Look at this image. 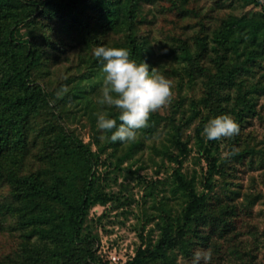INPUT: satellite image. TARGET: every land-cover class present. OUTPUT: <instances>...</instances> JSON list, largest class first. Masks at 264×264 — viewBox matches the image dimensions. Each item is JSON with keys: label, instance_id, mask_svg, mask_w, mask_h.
<instances>
[{"label": "trees", "instance_id": "obj_1", "mask_svg": "<svg viewBox=\"0 0 264 264\" xmlns=\"http://www.w3.org/2000/svg\"><path fill=\"white\" fill-rule=\"evenodd\" d=\"M186 1L171 0L177 15L194 13L206 18L199 8L186 7ZM138 7V0H0V185L9 188L0 197V224L9 217L10 230L18 239L15 249L0 258V264L97 262L94 255L100 241L88 229V211L112 197L96 184L101 175L98 166L105 165L104 173L109 179V174L120 171V161L125 157L116 155L117 146L122 143L110 142L111 132L96 127L95 114L101 111H108L117 125L120 123L115 109L101 104L97 107L89 94L88 88L95 93L100 88V78L93 83L95 79L103 77L101 64L93 54L97 46L126 48L131 59L149 65L150 74L159 73L164 68L162 64L169 63L177 76L187 71L192 86L197 73L204 72L209 77L203 103L210 112L202 123H197L194 134L207 162L203 191L197 192L174 166V182L187 196L181 224L164 212L160 218L169 217L168 228L160 224L164 232L154 246L139 249L141 253L124 264H157L160 253L173 252L177 246L188 252L197 244L208 243L211 235L201 229L213 221L207 196L213 187V175L220 169V139L206 140L202 130L210 118L231 117L238 125V135L230 143L229 153L231 157L241 154L233 145H239V132L255 114L256 97L264 92V80H255L264 77V10L246 13L250 15L224 14L212 34L198 29L192 34L182 31L168 35L171 43L155 39L161 43V49H157L152 37L138 33L143 18L142 12L138 16ZM22 26L29 27L26 33H21ZM69 52L74 58L65 66L67 76L62 86L49 88V61ZM37 74L41 75L35 77ZM194 101L191 99L189 104L196 111ZM66 102L69 108H64ZM74 108L81 110L93 130L90 143H84L66 124ZM178 109L186 112L181 102H177L174 113ZM194 110L190 117L183 114L176 119L174 113L169 117L172 125L167 135L176 150L166 153L170 159L177 160L185 154L181 132L195 118ZM40 114L45 127L41 126L36 136L46 157L26 163L32 132L28 123ZM159 117L165 115L150 114L146 132L152 130L150 126ZM164 147L163 144L161 149ZM108 150L106 161L101 156ZM113 157L115 161H108ZM169 264H177L175 255Z\"/></svg>", "mask_w": 264, "mask_h": 264}, {"label": "rangeland", "instance_id": "obj_2", "mask_svg": "<svg viewBox=\"0 0 264 264\" xmlns=\"http://www.w3.org/2000/svg\"><path fill=\"white\" fill-rule=\"evenodd\" d=\"M186 2V7L199 8L201 13L206 14V18L201 19L194 13L182 17L177 15L171 0H138V16L143 13V18L138 24V33L148 35L154 41L157 39L171 43L168 35H178L182 31L187 35L198 29L203 31L207 29V32L212 34L213 29H216L215 24H219L224 14L250 15L246 13L264 10V0H225L224 5L222 0H187ZM220 3L222 7L218 6ZM28 28L22 26L21 33H26ZM155 45L157 49H161V43L155 41ZM71 52L61 53L56 61L52 58L49 61L47 70L50 72L48 73L50 79L46 80L49 88L62 86V81L67 76L65 66L74 58ZM156 56L158 57L159 54L156 53ZM162 66L164 68H160L159 74L169 79L173 85L171 102L155 111L165 117L155 119L150 126L152 130L146 132L145 127L137 130L134 141L118 144L116 155L123 154L125 157L120 161V171L109 174L111 178L106 179L105 165L98 166L101 175L97 177L96 184L99 185V190L102 189L101 191L112 197L105 204L91 206L88 211V229L97 234L100 241V246L94 255L97 261L95 264H124L141 253L139 249L154 246L160 234L164 232L160 224L168 228L169 217L166 219L164 217L162 220L160 218L164 216V212L170 217L173 215L174 221L181 224L182 209L186 204L187 196L186 192L179 190L174 182L176 179L174 166L178 167L186 182L193 183L197 192L203 191L202 180L207 162L199 150L194 134L197 123H202L210 112L203 103V94L209 86L207 85L209 77L204 72L197 73L194 76L196 82L192 86L187 71L183 70L181 75L177 76L169 63H164ZM213 72L214 68L211 74ZM98 79L100 87L103 77L96 78L93 83ZM257 79L264 80V77H256L255 80ZM88 90L89 94H92V100L99 107L97 96L100 94V88L96 93L90 88ZM256 98L255 114L241 128L237 137L239 145H233L235 151L241 154L231 157L229 153L230 143L234 142L233 138L238 133L230 137H222L218 143L217 156L220 169L213 175L211 180L213 187L207 196L208 209L214 216L213 221L207 222V225L201 229L205 234L210 233L208 243L197 244L188 252L177 246L173 252L160 253L157 264H169L170 257L174 255L177 264H193L196 253H200L202 257L205 253L208 254V258L201 259L199 264H264V92ZM191 99L195 100L196 111L189 104ZM177 102H181V108L186 109L185 113L179 109L174 113ZM69 105L66 102L64 108ZM192 110L195 118L183 126L181 132L183 144L186 146L185 154L178 156L177 160L170 159L166 153H176V150L173 141L167 135L171 132L172 125L169 117H172L173 113L176 119L183 114L184 117H190ZM72 112L66 118V124L84 143H90L93 130L89 123L81 114V110L74 108ZM43 117L41 114L34 115L28 123L29 132H32L28 139L26 163L46 157L45 148L39 144L40 139L36 136L41 126L45 127ZM147 125H150L149 121ZM163 144L168 149L165 147L161 149ZM109 152L108 150V153L101 158L106 160ZM111 160L115 161L116 157L108 161ZM26 169L28 170V166ZM8 189L7 185H0V197L5 196ZM2 200L1 198L0 204ZM212 228L214 231L211 230ZM17 241L13 230H10L8 217L0 224V258L9 250H14ZM143 255L145 259L147 253ZM113 256L115 260L112 259Z\"/></svg>", "mask_w": 264, "mask_h": 264}, {"label": "clouds", "instance_id": "obj_3", "mask_svg": "<svg viewBox=\"0 0 264 264\" xmlns=\"http://www.w3.org/2000/svg\"><path fill=\"white\" fill-rule=\"evenodd\" d=\"M101 64L103 80L97 102L118 112V120L111 118L107 111L96 113L98 130L110 131V142H131L137 130L147 126L151 113L171 102L172 82L165 76L150 74L149 65L137 63L130 58L126 48L97 46L93 52ZM238 132L237 123L227 115L210 118L204 125L202 135L206 140L230 137ZM200 253L194 255L193 264L207 259Z\"/></svg>", "mask_w": 264, "mask_h": 264}, {"label": "built area", "instance_id": "obj_4", "mask_svg": "<svg viewBox=\"0 0 264 264\" xmlns=\"http://www.w3.org/2000/svg\"><path fill=\"white\" fill-rule=\"evenodd\" d=\"M112 259L115 260V257L113 256Z\"/></svg>", "mask_w": 264, "mask_h": 264}]
</instances>
